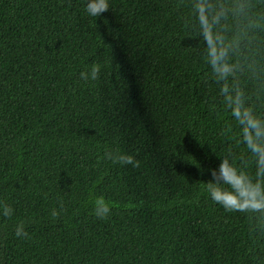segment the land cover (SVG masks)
<instances>
[{"label": "trees", "instance_id": "16d2710c", "mask_svg": "<svg viewBox=\"0 0 264 264\" xmlns=\"http://www.w3.org/2000/svg\"><path fill=\"white\" fill-rule=\"evenodd\" d=\"M86 4L0 0V264H264V0Z\"/></svg>", "mask_w": 264, "mask_h": 264}, {"label": "clouds", "instance_id": "9594fccd", "mask_svg": "<svg viewBox=\"0 0 264 264\" xmlns=\"http://www.w3.org/2000/svg\"><path fill=\"white\" fill-rule=\"evenodd\" d=\"M109 10L108 0H87L86 12L90 16H100ZM96 69H92V76L95 78ZM114 162L121 164H132L133 158L129 155L121 154L114 158ZM211 179L207 182V191L212 200L220 203L225 208H235L238 204L247 199L241 194L242 186L248 185L241 173L237 172L227 160L221 159L217 168L210 169ZM221 185H227L230 190H226ZM252 187L251 185H248ZM259 195V189L256 188ZM110 211L108 203L103 197L95 200V213L98 216L107 215Z\"/></svg>", "mask_w": 264, "mask_h": 264}]
</instances>
